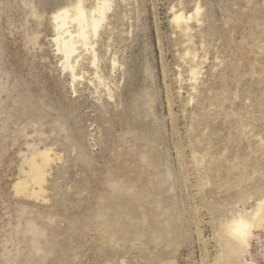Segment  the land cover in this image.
I'll use <instances>...</instances> for the list:
<instances>
[{"label":"rangeland","instance_id":"rangeland-1","mask_svg":"<svg viewBox=\"0 0 264 264\" xmlns=\"http://www.w3.org/2000/svg\"><path fill=\"white\" fill-rule=\"evenodd\" d=\"M75 1L0 0V264H264V0H110L71 69Z\"/></svg>","mask_w":264,"mask_h":264},{"label":"bare ground","instance_id":"bare-ground-1","mask_svg":"<svg viewBox=\"0 0 264 264\" xmlns=\"http://www.w3.org/2000/svg\"><path fill=\"white\" fill-rule=\"evenodd\" d=\"M83 2V0H76L73 2L74 5L70 6L71 8H63L55 15L58 35L54 39L59 47V51L63 52L65 56L66 67L71 69L72 65L70 60L74 57L73 55L82 47L85 49L92 47L91 36L98 34V30L106 20V14L110 8V0H97L96 6L91 10H87ZM33 13L35 14V12ZM174 21L179 25V28L183 27L184 30L188 26V23L191 22V17L188 18V16L184 15V12H180L175 15ZM70 22L76 24L75 26L77 28L75 32L67 29ZM93 53L94 59H97L95 51ZM50 157L51 151L49 149L45 147V149L41 150L35 147L25 161L28 163V171H25V177L40 191L44 189L43 182L47 173L46 169L50 162ZM19 184H21V182H18L16 185ZM230 232L233 236L232 238L235 239L245 251L250 250V223L242 219H236L231 223ZM27 233L30 234L34 240L41 236L40 229L31 222L27 226ZM33 249L36 251L39 250L35 241L33 242Z\"/></svg>","mask_w":264,"mask_h":264}]
</instances>
